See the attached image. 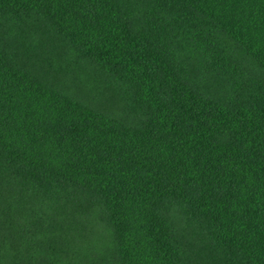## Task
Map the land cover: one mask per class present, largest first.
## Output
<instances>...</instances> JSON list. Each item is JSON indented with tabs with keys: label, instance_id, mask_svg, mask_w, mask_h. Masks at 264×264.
<instances>
[{
	"label": "trees",
	"instance_id": "obj_1",
	"mask_svg": "<svg viewBox=\"0 0 264 264\" xmlns=\"http://www.w3.org/2000/svg\"><path fill=\"white\" fill-rule=\"evenodd\" d=\"M0 264H264V0H0Z\"/></svg>",
	"mask_w": 264,
	"mask_h": 264
}]
</instances>
